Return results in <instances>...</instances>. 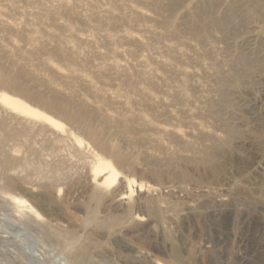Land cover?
Masks as SVG:
<instances>
[{"label":"rangeland","instance_id":"1","mask_svg":"<svg viewBox=\"0 0 264 264\" xmlns=\"http://www.w3.org/2000/svg\"><path fill=\"white\" fill-rule=\"evenodd\" d=\"M0 95V264H264V0H0Z\"/></svg>","mask_w":264,"mask_h":264},{"label":"bare ground","instance_id":"2","mask_svg":"<svg viewBox=\"0 0 264 264\" xmlns=\"http://www.w3.org/2000/svg\"><path fill=\"white\" fill-rule=\"evenodd\" d=\"M0 103L4 105L7 109L11 110L13 113L19 114V115H25L30 118H38L43 120L46 124L58 128L60 127L56 122H54L52 119L39 114L38 112L30 109L29 107L23 105L20 101L17 99L8 97L6 95H0ZM40 120V121H41ZM90 176L93 177V180L99 185L106 187V188H112L115 185H119L118 187H121L123 189L121 193V198L122 199H128L130 200L132 196L134 195V188H136V192L140 193L142 192L145 188V184H142L140 182H136L134 179L131 178H126L123 179L121 174L116 170V168L109 162L107 161H98L95 163L91 169H90ZM100 179L101 182H100ZM123 185V186H122ZM16 201L17 205H20L28 211L32 213H37L34 208L28 204L24 200H17L13 199ZM142 221V220H141Z\"/></svg>","mask_w":264,"mask_h":264}]
</instances>
